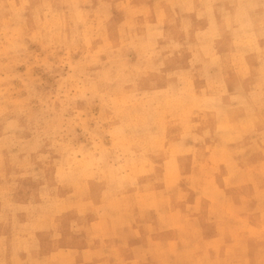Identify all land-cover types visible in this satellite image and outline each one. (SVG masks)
<instances>
[{
	"label": "rangeland",
	"instance_id": "rangeland-1",
	"mask_svg": "<svg viewBox=\"0 0 264 264\" xmlns=\"http://www.w3.org/2000/svg\"><path fill=\"white\" fill-rule=\"evenodd\" d=\"M0 264H264V0H0Z\"/></svg>",
	"mask_w": 264,
	"mask_h": 264
}]
</instances>
